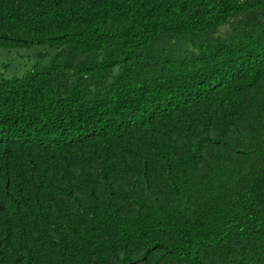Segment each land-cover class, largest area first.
<instances>
[{"label":"trees","instance_id":"obj_1","mask_svg":"<svg viewBox=\"0 0 264 264\" xmlns=\"http://www.w3.org/2000/svg\"><path fill=\"white\" fill-rule=\"evenodd\" d=\"M34 48L0 264H264V0H0V51Z\"/></svg>","mask_w":264,"mask_h":264},{"label":"rangeland","instance_id":"obj_2","mask_svg":"<svg viewBox=\"0 0 264 264\" xmlns=\"http://www.w3.org/2000/svg\"><path fill=\"white\" fill-rule=\"evenodd\" d=\"M221 29V34L226 33ZM37 48L13 52L0 51V77L11 78L23 74L37 60Z\"/></svg>","mask_w":264,"mask_h":264}]
</instances>
